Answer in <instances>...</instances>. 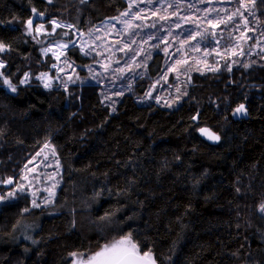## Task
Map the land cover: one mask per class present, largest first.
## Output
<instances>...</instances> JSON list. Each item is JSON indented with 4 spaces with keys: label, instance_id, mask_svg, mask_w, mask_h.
Masks as SVG:
<instances>
[{
    "label": "trees",
    "instance_id": "trees-1",
    "mask_svg": "<svg viewBox=\"0 0 264 264\" xmlns=\"http://www.w3.org/2000/svg\"><path fill=\"white\" fill-rule=\"evenodd\" d=\"M79 3L0 0V41L10 46L0 53L2 71L17 86L0 87V178L14 176L47 142L61 167L51 205L31 208L22 196L0 206V264H69V253L90 254L129 233L156 264H264L257 210L264 201V66L195 74L172 110L133 96L111 110L92 84H20L25 73L52 65L24 35L28 19L83 31L127 7L125 0ZM255 7L264 23V0ZM67 55L80 58L76 48ZM149 82L137 81V94ZM240 104L247 114L233 115ZM199 128L219 142L203 140ZM106 214L111 222L101 221Z\"/></svg>",
    "mask_w": 264,
    "mask_h": 264
},
{
    "label": "rangeland",
    "instance_id": "rangeland-1",
    "mask_svg": "<svg viewBox=\"0 0 264 264\" xmlns=\"http://www.w3.org/2000/svg\"><path fill=\"white\" fill-rule=\"evenodd\" d=\"M125 1L123 12L83 31L58 20L33 22L31 31L25 25L24 35L52 61L44 72L46 77L37 80L41 73L29 75V81L36 80L46 90L95 85L102 103L111 110L125 96H133L139 104L154 103L172 110L186 98L195 74L264 66V23L247 0ZM38 25H43L39 33L35 31ZM60 29L63 33L57 37ZM70 48L78 50L79 59L67 55ZM158 58L160 66H151ZM143 79L150 82L139 95L134 85ZM44 83L51 86L45 88ZM0 87L12 92L2 78ZM9 179L13 184L7 183ZM0 181V195L14 192V197L6 198L0 206L22 196L30 199L31 208L51 205L61 185L55 148L45 143L14 176ZM33 201L39 207H34ZM262 204L264 201L257 210L264 217Z\"/></svg>",
    "mask_w": 264,
    "mask_h": 264
},
{
    "label": "snow or ice",
    "instance_id": "snow-or-ice-1",
    "mask_svg": "<svg viewBox=\"0 0 264 264\" xmlns=\"http://www.w3.org/2000/svg\"><path fill=\"white\" fill-rule=\"evenodd\" d=\"M51 2V0H49ZM247 2L252 3L253 5L256 4V0H247ZM241 6H244L243 4ZM33 13L36 12L35 9L32 10ZM124 15H127V13H124ZM52 23H55L53 21ZM33 20L28 19L26 21V27L29 29V31L32 30ZM43 25H38L35 28V31L39 33L42 29ZM6 50H10V46L6 45L3 41H0V53L5 52ZM45 51H47L45 49ZM4 61L0 59V68H4ZM230 70V68H229ZM122 71V70H121ZM47 76V73H41L40 76H37L36 79L40 80ZM0 78L3 79V84L7 85L9 89H11L12 92L17 91V86L13 85L11 80L8 79L5 75V73L0 72ZM29 74H24V79H22L19 83L25 84L29 82ZM51 85L49 83H44L45 88H49ZM236 114H247L246 108L244 104H240L234 111L233 115ZM193 119H196V117H193ZM201 135H205L210 140L218 141L220 137L216 134H214L211 130L208 128H199L198 129ZM39 154V153H38ZM2 182V181H0ZM8 184H13V181L9 179L7 181ZM20 190H23V186H21ZM239 191V189H237ZM14 197V192L9 191L7 193V197L4 195H0V202H3L6 198ZM34 207H39L33 201ZM24 211H28L27 208L24 209ZM260 211L264 212V204L260 206ZM101 221H107L111 222V216L109 214H106L105 216L100 218ZM69 255L72 257V260L69 262V264H156L155 260L152 259L150 255V251H145L142 254L140 253V250L135 242H133L131 238V234L122 237L120 240H114L111 242H107L103 244L102 246L98 245V250L89 253H85L82 251H73L69 253Z\"/></svg>",
    "mask_w": 264,
    "mask_h": 264
},
{
    "label": "water",
    "instance_id": "water-1",
    "mask_svg": "<svg viewBox=\"0 0 264 264\" xmlns=\"http://www.w3.org/2000/svg\"><path fill=\"white\" fill-rule=\"evenodd\" d=\"M213 132V131H212ZM214 133V132H213ZM198 134L200 135V137L203 139V140H205L206 142H208V143H210V144H217L218 142H219V140L218 141H214V140H210V139H208V137L207 136H205V135H201V133L200 132H198ZM214 134H216V133H214ZM216 135H218V134H216Z\"/></svg>",
    "mask_w": 264,
    "mask_h": 264
}]
</instances>
